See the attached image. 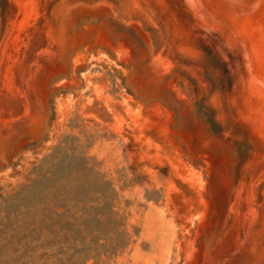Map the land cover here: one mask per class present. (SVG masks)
<instances>
[{"label": "rangeland", "instance_id": "374dc122", "mask_svg": "<svg viewBox=\"0 0 264 264\" xmlns=\"http://www.w3.org/2000/svg\"><path fill=\"white\" fill-rule=\"evenodd\" d=\"M0 264H264V0H0Z\"/></svg>", "mask_w": 264, "mask_h": 264}]
</instances>
